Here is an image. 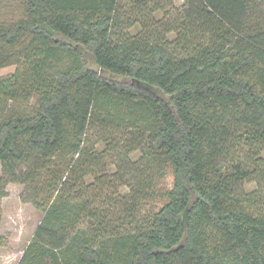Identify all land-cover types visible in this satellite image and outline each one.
Returning a JSON list of instances; mask_svg holds the SVG:
<instances>
[{
	"label": "trees",
	"instance_id": "trees-1",
	"mask_svg": "<svg viewBox=\"0 0 264 264\" xmlns=\"http://www.w3.org/2000/svg\"><path fill=\"white\" fill-rule=\"evenodd\" d=\"M173 1L19 0L0 20V202L15 182L42 212L13 264H264V0ZM123 117L101 153L122 147L131 183L107 208L88 132Z\"/></svg>",
	"mask_w": 264,
	"mask_h": 264
},
{
	"label": "rangeland",
	"instance_id": "rangeland-1",
	"mask_svg": "<svg viewBox=\"0 0 264 264\" xmlns=\"http://www.w3.org/2000/svg\"><path fill=\"white\" fill-rule=\"evenodd\" d=\"M181 4V0H174L173 7L169 9L174 11ZM22 15L23 12L19 0H0V20H14ZM14 69L15 64L0 66V76L8 74ZM29 107L30 105L25 106V108ZM128 117L120 119L110 118L113 121L110 127L103 128L96 124L88 132V149L91 152L93 149L95 150L94 153L101 154L98 155L96 161H99V165L102 162V165L94 166L93 168L97 176L103 180L99 182L101 189L98 188L97 190L88 192V195L93 199L95 204L100 203L103 207L109 208L112 206L109 205V202L112 201L111 199H121V195L130 188V174H124V178L113 175L118 165L123 168L122 171H127V164L123 161L125 153H123L122 147L118 148V152L110 150L101 153L105 145L112 140H115L117 145L119 143L120 145L126 143L125 134L127 133V126L129 125ZM251 150L249 149V145H242L241 150H239V155L243 161L247 160V158L251 159L249 158L252 154ZM103 169H105L106 174L102 172ZM162 170V173L156 170L149 175L152 177L149 196L141 198L137 204L140 218H143L145 213L158 209L165 200V191L171 187L172 173L170 167L166 165ZM253 187L254 183L247 185L248 189H252ZM22 189L23 185L10 182L6 186L7 195L0 202L2 212L0 234L5 240V245L0 247V264H13L16 262L42 218V212L40 210L35 208L32 203L24 202L21 199L20 193Z\"/></svg>",
	"mask_w": 264,
	"mask_h": 264
}]
</instances>
